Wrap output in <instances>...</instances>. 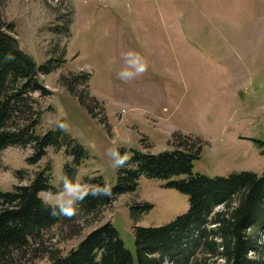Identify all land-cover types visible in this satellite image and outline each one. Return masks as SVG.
Listing matches in <instances>:
<instances>
[{
  "label": "rangeland",
  "instance_id": "obj_1",
  "mask_svg": "<svg viewBox=\"0 0 264 264\" xmlns=\"http://www.w3.org/2000/svg\"><path fill=\"white\" fill-rule=\"evenodd\" d=\"M4 15L16 25L20 47L39 66L66 51V64L41 79L49 97L35 94L44 112L39 132L64 131L86 157L76 176L82 182L102 177L115 187L120 169L111 166L107 149L158 154L175 149L176 135L205 143L194 172L210 178L234 173H264V156L252 141L264 142V0H2ZM67 32H64L65 27ZM60 29L63 32H58ZM184 36L191 46H183ZM134 50L148 61L141 76L124 81L123 54ZM87 73L80 90L98 101L103 113L92 118L62 77ZM101 118L107 125L100 123ZM32 147H12L0 157V191L27 186L39 171L51 168V185L74 158L50 148L37 165L28 164ZM132 158V157H131ZM22 172L23 178L17 173ZM67 174V173H66ZM180 177L178 180L185 179ZM143 178L137 192L121 196L95 217L58 226L43 246L19 264H52L78 248L94 230L108 223L135 253V227H160L190 208L188 196ZM151 204V212L133 216L132 207ZM218 209H222L221 207ZM79 227V228H78Z\"/></svg>",
  "mask_w": 264,
  "mask_h": 264
},
{
  "label": "trees",
  "instance_id": "obj_2",
  "mask_svg": "<svg viewBox=\"0 0 264 264\" xmlns=\"http://www.w3.org/2000/svg\"><path fill=\"white\" fill-rule=\"evenodd\" d=\"M4 8L0 0V157L12 147H32L34 153L27 162L37 165L50 148L65 149L74 158L66 173L75 178L86 151L59 128L39 132L44 112L34 96L52 95L41 78L66 64V51L39 66L20 47L16 25L7 21ZM90 80L91 75L81 73L62 77L61 83L92 118L100 119L97 110L100 114L103 111L98 101L88 96L87 88L80 90ZM99 122L107 125L105 118ZM252 141L264 156V142ZM174 144V150L158 154L126 149L132 153V167L120 169L118 183L110 185L109 196L87 197L76 217H53L38 198L42 189L59 191L51 185L50 167L39 171L27 186H16L8 193L0 191V264H19L27 254L36 252L37 246H43L45 236L58 226L71 229V237L79 235L81 229H74L75 225L95 217L121 196L137 192L143 178L161 181L164 189L188 196V212L164 226L135 227V253L108 223L92 231L68 256L53 254L52 264H264V173L210 178L194 172L203 154L202 140L176 135ZM17 175L23 178L22 172ZM180 177L186 178L178 180ZM86 182L106 183L102 177H89ZM154 208L138 205L132 207V214H146Z\"/></svg>",
  "mask_w": 264,
  "mask_h": 264
},
{
  "label": "clouds",
  "instance_id": "obj_3",
  "mask_svg": "<svg viewBox=\"0 0 264 264\" xmlns=\"http://www.w3.org/2000/svg\"><path fill=\"white\" fill-rule=\"evenodd\" d=\"M123 56L126 66L118 73L119 79L132 80L148 70V61L140 52L130 50L124 53ZM69 128L70 125L67 122L59 124L61 131L66 132ZM107 155L114 169L132 167L130 163L132 153L128 151L121 153L118 147H110L107 149ZM58 180L62 185V190L53 192L51 189H42L37 194L42 205L50 209V215L53 217H76L80 214L79 205L87 197H101L111 194V186L107 183L101 185L82 182L79 176L73 178L66 173L60 175Z\"/></svg>",
  "mask_w": 264,
  "mask_h": 264
},
{
  "label": "crops",
  "instance_id": "obj_4",
  "mask_svg": "<svg viewBox=\"0 0 264 264\" xmlns=\"http://www.w3.org/2000/svg\"><path fill=\"white\" fill-rule=\"evenodd\" d=\"M184 40H183V46L187 49V46H191V44L189 43V40L186 38V36H184Z\"/></svg>",
  "mask_w": 264,
  "mask_h": 264
}]
</instances>
